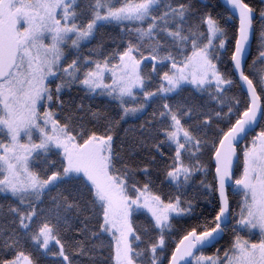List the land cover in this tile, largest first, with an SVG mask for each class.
I'll return each mask as SVG.
<instances>
[{
  "label": "snow or ice",
  "instance_id": "6c2138e0",
  "mask_svg": "<svg viewBox=\"0 0 264 264\" xmlns=\"http://www.w3.org/2000/svg\"><path fill=\"white\" fill-rule=\"evenodd\" d=\"M0 264H264V0H0Z\"/></svg>",
  "mask_w": 264,
  "mask_h": 264
}]
</instances>
